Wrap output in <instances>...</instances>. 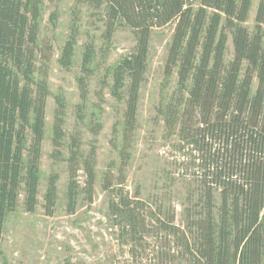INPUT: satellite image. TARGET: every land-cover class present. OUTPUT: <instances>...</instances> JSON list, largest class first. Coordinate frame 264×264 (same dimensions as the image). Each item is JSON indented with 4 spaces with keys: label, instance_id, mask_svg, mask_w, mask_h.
Masks as SVG:
<instances>
[{
    "label": "trees",
    "instance_id": "obj_1",
    "mask_svg": "<svg viewBox=\"0 0 264 264\" xmlns=\"http://www.w3.org/2000/svg\"><path fill=\"white\" fill-rule=\"evenodd\" d=\"M44 4L45 0H0V241L9 215L18 209L34 213L38 206L53 57L50 41L40 39ZM80 6L86 7L90 21L101 24L100 54L107 53L118 30L131 32L134 39L130 52L104 72L103 86L123 109L119 162L117 167L109 163L101 180L102 190L110 195V215L131 241V264H138L149 229H155L160 246L144 258L148 264H264V0H257L251 30L245 23L252 0H75L69 34L57 59L64 70L73 64ZM56 19V12H51L49 23L55 26ZM163 28L171 34L161 93L172 79L175 84L170 94L160 95L155 112L164 139L173 138L171 147L179 153L176 175L189 182L180 224L173 208L160 206L143 215L138 208L144 202L122 194L151 38ZM87 38L76 78L78 112L87 101L96 54L93 38ZM228 39L232 52L226 60ZM53 99L51 157L60 161L65 104L61 95ZM88 130L95 137L101 125L90 122ZM79 143L75 134L66 143L69 213L80 192L91 203L96 181L95 147L82 156ZM80 171L83 185L77 181ZM57 179L53 172L47 177L42 196L46 216L56 205Z\"/></svg>",
    "mask_w": 264,
    "mask_h": 264
},
{
    "label": "rangeland",
    "instance_id": "obj_2",
    "mask_svg": "<svg viewBox=\"0 0 264 264\" xmlns=\"http://www.w3.org/2000/svg\"><path fill=\"white\" fill-rule=\"evenodd\" d=\"M75 0H45L44 15L41 23L40 39H48L52 45L53 57L48 69V88L51 96L46 99L45 137L42 143L40 162V185L38 206L34 213H25L18 209L9 215L4 224L0 241V264H131L129 252L131 241L119 230L118 219L110 215L108 204L110 195L101 188L103 173L109 163L115 166L119 162L118 146L121 138V113L123 104L116 102L109 94V88L103 86L104 72L118 59L130 52L134 45L131 32H115L107 53L98 51L102 43L99 39L101 24L90 21L88 10L80 6L77 14V45L74 50L72 66L64 70L57 63L60 50L69 34L72 20V8ZM257 0H252L249 19L245 25L251 30ZM55 11V26L49 23L48 16ZM171 31L168 28L155 30L151 38L148 68L145 82L139 90L137 110V128L129 149L130 158L125 167V183L122 194L128 199L138 198L144 204L138 212L148 215L149 210L157 212L158 207L173 208L175 221L180 224L183 215L185 197L189 192V182L181 175H176L174 160L179 153L171 147L172 139H164L163 125L156 116L160 95L170 94L174 88V79L161 93L162 69L166 55V45ZM91 36L96 47V54L91 63L93 75L87 80V101L78 112L80 103L76 78L80 75V59L83 44ZM231 42L228 39L225 59L231 58ZM106 55V58L102 57ZM108 86L111 84L107 78ZM100 92L101 94H98ZM61 95L64 99L65 112L63 130L66 134L61 148L63 159L54 161L51 157L53 112L56 107L53 96ZM101 95V97H99ZM81 116V118L79 117ZM90 122L101 125L97 136L88 130ZM115 127V129H113ZM115 130V131H114ZM76 135L79 139L80 152L85 156L92 145L96 150V181L91 194V203L86 201V194L78 195L74 212L69 213L66 206V185L68 181L65 158L68 137ZM115 145V149L114 146ZM117 167V166H116ZM58 177L57 201L51 216H46L42 208L43 192L50 173ZM116 173V171H114ZM84 176L78 172L77 181L83 185ZM155 229L144 232L146 244L139 249L136 262L148 264L144 258L160 246L155 240Z\"/></svg>",
    "mask_w": 264,
    "mask_h": 264
}]
</instances>
